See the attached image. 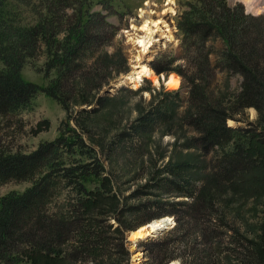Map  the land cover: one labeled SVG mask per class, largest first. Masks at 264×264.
<instances>
[{"label": "trees", "instance_id": "1", "mask_svg": "<svg viewBox=\"0 0 264 264\" xmlns=\"http://www.w3.org/2000/svg\"><path fill=\"white\" fill-rule=\"evenodd\" d=\"M95 1L0 0L2 117L29 109L40 93L64 103L63 84L68 81L79 85L73 94L82 98L75 103L109 100L96 95L106 84L97 74L76 76L107 54L104 46L114 33L105 15L92 11L103 0ZM198 2L200 6L194 4L190 11L194 15H186L180 23L188 49L185 68L172 67L175 58L151 62L157 73L176 71L186 78L187 100L179 90L165 92L134 119L128 131L119 132L107 143L101 140L99 147L112 171L95 150L87 149L75 128L68 130L70 136L67 132L30 153L0 143V184L31 182L24 192L0 198V261L25 246L30 260L41 255L67 258L70 264H130L125 231L172 214L177 222L166 236L145 242L148 259L143 264H169L175 258L181 264H264V231L253 239L222 224L214 198L203 193L192 175V164L169 161L164 167H154L146 173L147 181L129 194L130 176L123 179L113 172L131 173L113 156L120 158L125 144L144 155L152 131L172 122L175 105L186 103L184 124L197 133L191 147L212 153L210 161L205 158V166H212L215 179L237 187H264V132L229 124L234 105L237 109L255 107L264 124V13L246 14L241 5L231 6L226 0ZM216 38L221 39L222 47L211 61L210 54L216 49L208 42ZM40 54L46 55L43 67L47 73L55 68L46 86L27 81L20 73L25 62ZM118 62L105 63L112 68ZM217 70L242 78L231 107L208 94ZM89 85L90 96L83 93ZM181 196L189 202L176 200ZM221 225L232 230L229 237L234 248L225 253Z\"/></svg>", "mask_w": 264, "mask_h": 264}, {"label": "rangeland", "instance_id": "2", "mask_svg": "<svg viewBox=\"0 0 264 264\" xmlns=\"http://www.w3.org/2000/svg\"><path fill=\"white\" fill-rule=\"evenodd\" d=\"M105 1L96 3L92 7V11L105 15L106 20L114 26V33L112 32L113 35L104 46L107 54L103 58H99V61L96 60V64H90L89 67L82 68L80 73H76V76L82 75V73L91 75V72L97 74L99 81L106 84L102 86L96 95L99 98L106 97L109 100L104 103H100L98 100H93L90 103H75L76 98L80 100L82 95L74 97L73 92L79 85H75V82L72 84L69 81L63 84V90L67 94V97L64 98V103L50 95L40 93L36 96L29 109L6 117L0 115V143L4 146L11 148L13 151L30 153L37 150L40 144L53 141L57 137L65 135L70 128H75L83 136L87 149L95 150L112 171L104 151L99 147L101 140L107 143L114 136H117L116 134L119 132L128 131V126L134 119L141 112L149 110L165 92L179 90L182 98L187 100L189 88L186 78L179 72H170V74L175 73L179 77L180 82L176 89L168 88L165 81L169 76L163 80L162 75L157 74L156 70L149 64V61L175 58L171 66L181 69L185 68L187 62L184 57L188 49L184 43L186 35L180 27V23L186 15H194L190 11L194 4L200 6L198 0ZM226 1L231 6L241 5L246 14L258 15L264 13V0H254L255 4L261 5L259 9L250 8L245 0ZM108 3L112 6L109 7ZM191 3L193 4L191 5ZM170 4L174 5L173 9H169ZM146 12L151 13L155 18L159 14L167 19V22L163 23L162 20L161 23L155 22V25L158 24L160 28L169 26L168 30H172V36L167 38L164 33H155V41L146 54V60H141V62L136 64L148 63L153 69L152 75L154 74L158 77L159 83H155L150 77L140 82V84H133L125 80V74L134 66L135 54L139 50L133 47L132 35H134L133 32L135 31L143 34L140 27L142 17ZM147 27L149 28L150 25ZM208 45L216 49L214 53L210 54V59L213 61L217 57V50L222 47V41L219 38L211 39ZM96 56H99V54L96 53ZM118 60H121V63ZM106 61L109 63L115 61L118 64L112 68H107ZM45 64L46 55L40 54L37 59L25 62L20 73L25 80L46 86L48 81L55 75V68L47 73L46 67H43ZM0 67H2L1 60ZM120 78V83L114 86V82ZM241 81L242 78L239 75H230L227 72L217 70L214 80L208 88V94L211 99L222 100L226 104L229 103L231 107L234 104L235 95L241 89ZM120 84L122 86H118ZM91 87L92 85L87 86L85 88L86 91L83 93L90 96V93L92 94L90 91ZM121 87L126 89L120 92L119 89ZM174 110L175 115L171 120L172 122L162 124L152 131L146 148L142 146V150L143 148L145 150L143 152L144 155L139 153L141 150L133 151L130 146L126 148L128 144H125L124 148L121 149L120 158L113 156V160L120 159V166L125 171L132 170L131 173H120L113 169V172L120 178L125 179L130 176L131 181L126 185L130 189L126 191V194L132 192L138 185L145 183L148 179L146 173H150L152 168L164 167L169 161L175 163L187 162L190 165L192 164V171L191 168L190 171L196 178L199 187L204 189L203 193L208 198H214L212 203H214L216 213L221 219L220 222L240 229L241 233L249 238L257 239L264 231V187H256L253 184H250L251 187H237L229 183V181H217L211 172L212 166L210 164L205 166V158L207 157L210 161L212 153L205 154L191 147V139L197 133L184 124V120L188 116L186 103L176 104ZM231 115L233 117L229 119V124L257 128L258 132H264V124L259 122L258 111L255 107L237 109L234 105ZM81 123L84 124L86 131L81 128ZM66 136H70L69 132ZM90 136H93L92 140ZM135 143L137 144V142ZM133 152H136V156ZM30 185V181H10L0 184V198L9 193H22ZM162 197L166 198V195ZM168 197L174 198L172 196ZM176 200L189 202L188 198L182 196L177 197ZM167 216L173 219L174 223L172 225H168L166 229L153 237L143 239L142 243L139 244L138 242V245L131 247V250L127 247L130 253V264H139L140 262V264H143L144 260L148 259L145 242L164 238L166 233L176 225L177 216L175 217L172 214ZM143 225H147V223ZM228 226L221 225L219 228L222 232L224 253L234 248V245L230 243L231 238L229 237L232 230ZM226 231L227 234L225 233ZM20 248L19 253H16L8 260L0 261V264H70L66 257V259H47L41 255H36L30 260L26 255V247L23 246L21 250ZM138 251L143 253L141 261H135L133 257L139 253ZM169 264H181V262L175 258Z\"/></svg>", "mask_w": 264, "mask_h": 264}, {"label": "bare ground", "instance_id": "3", "mask_svg": "<svg viewBox=\"0 0 264 264\" xmlns=\"http://www.w3.org/2000/svg\"><path fill=\"white\" fill-rule=\"evenodd\" d=\"M245 1L248 3L250 8L259 9L261 6V5L259 6L255 4L254 0H245ZM173 6H174L173 4H170L169 9H173L174 8ZM162 20H163V23L168 21L167 19L160 16L159 14L155 18V16H153L151 13L146 12L144 16L142 17V20H141L142 24L140 27V29L143 31L142 32L143 34H140L139 31L133 32L134 35H132V39H133L132 44H133V47H136L139 50H138V53L135 54V64H133L134 66H132V69L128 73L125 74L126 81L128 80V82H131L133 84H140V82H142L145 77L147 78L151 77L155 83H159L158 77H156L154 74L152 75L153 69L148 63H140L138 65L136 64L138 62H141V60L143 61L146 60V54L148 53V50L154 44L155 33H164L165 35H167V38L172 36L171 35L172 30H168L169 26H164V28H160L158 24L155 25V22L161 23ZM148 25H150L149 28L147 27ZM165 27L167 28L165 29ZM120 80L121 78L119 79L118 83H120ZM179 82H180V79L175 73H172V74L169 73V77L166 79L165 84L168 88L176 89L179 86ZM118 86H122V84ZM173 223H174L173 219L169 217L155 219L149 222V224L142 225L141 227H139L138 230L133 232V234L131 235V238L132 240L139 241L141 239L143 240L153 235L155 236L158 234V231L161 228L165 226L168 227V225H172ZM138 252H139L138 254L133 256L135 261H141L143 258V253L141 251H138Z\"/></svg>", "mask_w": 264, "mask_h": 264}, {"label": "water", "instance_id": "4", "mask_svg": "<svg viewBox=\"0 0 264 264\" xmlns=\"http://www.w3.org/2000/svg\"><path fill=\"white\" fill-rule=\"evenodd\" d=\"M158 74L162 75V79H163V80H164L166 77L169 76V74H168V75L163 74V73H158ZM118 82H119V79L116 80V81L114 82V86H116V85L118 84ZM164 217H168V216L166 215V216H163V217H160V218H164ZM156 219H157V218H156ZM153 220H155V219H153ZM153 220H151V221H153ZM151 221H149V222H151ZM149 222H147V224H149ZM145 224H146V223H145ZM141 226H142V225H140V226H138V227H136V228H134V229H129V230L125 231V233H124L125 242H126L128 248H129V250H131V247H136L137 244H138V242L140 241V240H139V241H138V240H137V241L132 240L131 235L133 234V232H135L136 230H138L139 227H141ZM166 228H167V226L161 228V229L158 231V233L162 232V231H163L164 229H166ZM153 236H154V235H153ZM153 236H150V237H153ZM150 237H148V238H150ZM148 238H146V239H148ZM141 240H142V239H141ZM132 256H133V254H132Z\"/></svg>", "mask_w": 264, "mask_h": 264}]
</instances>
